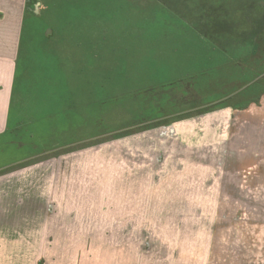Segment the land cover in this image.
<instances>
[{
	"label": "rangeland",
	"instance_id": "1",
	"mask_svg": "<svg viewBox=\"0 0 264 264\" xmlns=\"http://www.w3.org/2000/svg\"><path fill=\"white\" fill-rule=\"evenodd\" d=\"M27 10L29 61L67 81L81 76L82 89L84 76H95L93 141L129 134L144 142L105 147L114 172L128 171L131 157L150 182L164 131L148 128L238 102L239 93L257 95L250 107L242 100L236 106L244 109L198 117L203 127L221 126L198 138L210 146L178 147L177 164L162 163L178 187L163 197L177 202L155 213L159 194L146 188L144 212L161 226L146 225L136 242L70 244L65 257L34 264H264V0H33ZM101 224L100 233L117 229Z\"/></svg>",
	"mask_w": 264,
	"mask_h": 264
},
{
	"label": "crops",
	"instance_id": "2",
	"mask_svg": "<svg viewBox=\"0 0 264 264\" xmlns=\"http://www.w3.org/2000/svg\"><path fill=\"white\" fill-rule=\"evenodd\" d=\"M31 2L0 0V264H34L35 259L50 263L65 257L70 244L130 243L134 233L141 238L139 231L146 225L161 226L158 219L146 222L144 212L149 204L146 188L153 187L159 194L152 208L155 213L172 209L177 202L176 196L172 201L163 197L174 194L178 187L171 186L170 179L175 176L172 170L163 172L162 163L177 164L178 147L210 146L209 139L202 142L198 138H209V131L221 126L209 123L203 127L198 117L214 111L225 116L222 112L229 113V106L244 109L236 105L250 99L245 105L250 107L251 97H257L239 93L238 102L205 105L200 116L174 118L170 125L148 128L164 131L160 155L155 159V164L162 163L147 177L150 182L140 169L142 162L131 157L128 171L114 172L108 167L105 147H114L112 142L119 141L126 148L142 140L127 133L111 141H93L98 132L96 78L84 76L88 88L82 89L81 76L67 81L57 71L50 73L42 61L35 64L28 60L34 47L30 41H22L23 34L34 33L25 26L27 18L34 16L27 10ZM58 63L65 67V58ZM208 91L214 93L215 89ZM260 95L264 96V90ZM141 146L146 147L144 142ZM115 195L116 205L111 202ZM103 221L116 226V231L100 233Z\"/></svg>",
	"mask_w": 264,
	"mask_h": 264
}]
</instances>
